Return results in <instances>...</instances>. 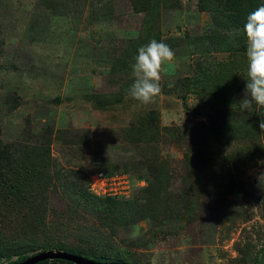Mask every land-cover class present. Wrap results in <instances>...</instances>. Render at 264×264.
Wrapping results in <instances>:
<instances>
[{"label":"rangeland","instance_id":"rangeland-1","mask_svg":"<svg viewBox=\"0 0 264 264\" xmlns=\"http://www.w3.org/2000/svg\"><path fill=\"white\" fill-rule=\"evenodd\" d=\"M204 4L0 0L2 242L26 256L63 244L128 264H264V107H240L243 25ZM152 39L175 59L143 105L127 90ZM96 172L122 175L113 194ZM7 177L40 182L11 198Z\"/></svg>","mask_w":264,"mask_h":264},{"label":"clouds","instance_id":"clouds-1","mask_svg":"<svg viewBox=\"0 0 264 264\" xmlns=\"http://www.w3.org/2000/svg\"><path fill=\"white\" fill-rule=\"evenodd\" d=\"M243 32L247 42L248 64L245 98L240 102V107L251 110L254 104L264 107V4L247 15ZM174 59V51L163 41L152 39L148 44L141 46L132 65L134 80L127 90V95L143 105L153 103L162 92L161 80L166 64ZM260 128L264 129V120L260 122ZM138 235L139 233L133 230L130 238L135 239Z\"/></svg>","mask_w":264,"mask_h":264},{"label":"trees","instance_id":"trees-1","mask_svg":"<svg viewBox=\"0 0 264 264\" xmlns=\"http://www.w3.org/2000/svg\"><path fill=\"white\" fill-rule=\"evenodd\" d=\"M208 1L209 2H206V0H205V3H207V4H204L203 6L208 7L209 3H212V2H214L216 5H217V2L221 3L225 7V10L229 12V14H230L229 16L234 18L236 23H240V25H244V23L246 22V17L249 13L254 11L258 6L264 4V0H208ZM23 168L25 169V172H27L29 175H32L34 177H42L41 175H39L37 170L33 172L32 165L31 166H28V165L23 166ZM7 181H8L7 182L8 187H7V190L4 192V196L11 197V198H13L16 194H18V188L24 189L25 186H22L23 183H27V185H32V183H34V182H40L39 179H37V178L17 182V180L13 179V178H9V180H8V177H7ZM78 193H82L84 199H86V200L92 199V197L87 192L86 193L85 192H78ZM135 207H137L136 211H140V205L135 206ZM135 207L133 209H135ZM137 214L139 215L140 212H138ZM22 245L23 244L21 242H18V241L5 243V242H2L0 240V258H3V257L8 258V262H6L4 264H14V263L23 261L26 258H28L29 256L35 254V253H33V254L27 255V256L24 255V253H23L24 251L21 248ZM55 248H56L55 250H65V251H68V252H71L74 254H78V255H81V256L89 258V259H94L96 261H103V262L116 261V262L127 263L126 261H124L120 257L108 256V255H105L102 253L98 254L97 252L88 253V252L83 251L81 249H78V250L77 249H69L68 247H65L63 244H59ZM47 249L48 248H46V250ZM13 256H15V258L13 260H11V257H13ZM98 257H101V258H98ZM56 262H65L67 264H75L73 262H69V261L62 260V259H51V260L47 259V260L40 261L36 264H53Z\"/></svg>","mask_w":264,"mask_h":264},{"label":"water","instance_id":"water-1","mask_svg":"<svg viewBox=\"0 0 264 264\" xmlns=\"http://www.w3.org/2000/svg\"><path fill=\"white\" fill-rule=\"evenodd\" d=\"M51 260V259H62L69 262H73L75 264H128L123 262H103V261H96L94 259H89L86 257H83L78 254H74L65 250H42L34 255L29 256L23 261L14 263V264H36L43 260Z\"/></svg>","mask_w":264,"mask_h":264},{"label":"built area","instance_id":"built-area-1","mask_svg":"<svg viewBox=\"0 0 264 264\" xmlns=\"http://www.w3.org/2000/svg\"><path fill=\"white\" fill-rule=\"evenodd\" d=\"M95 176L97 178V182H101L102 188L105 189L103 190V193H106L109 195L114 193L111 190L112 189L111 186L114 185L118 180L123 178L122 175L106 174L104 172H96Z\"/></svg>","mask_w":264,"mask_h":264}]
</instances>
